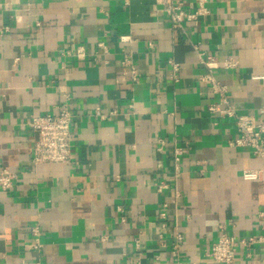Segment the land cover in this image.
Here are the masks:
<instances>
[{
    "label": "crops",
    "instance_id": "obj_1",
    "mask_svg": "<svg viewBox=\"0 0 264 264\" xmlns=\"http://www.w3.org/2000/svg\"><path fill=\"white\" fill-rule=\"evenodd\" d=\"M205 6L174 28L155 0H0V171L15 175L0 187V264H215L222 229L257 239L234 264H264V162L228 144L238 132L209 110L223 104L199 59L217 60L212 74L238 114L264 121V0ZM227 58L236 66L222 67ZM63 103L70 160L35 164L30 120ZM246 169L261 179H243ZM33 226L38 250L24 244Z\"/></svg>",
    "mask_w": 264,
    "mask_h": 264
},
{
    "label": "built area",
    "instance_id": "obj_2",
    "mask_svg": "<svg viewBox=\"0 0 264 264\" xmlns=\"http://www.w3.org/2000/svg\"><path fill=\"white\" fill-rule=\"evenodd\" d=\"M157 4L161 6V10L166 13L170 19L171 26L174 28H181L184 22H196L199 16L207 13L205 6L206 0H196L197 7L193 12L186 11L179 4L174 3L173 0H155ZM129 36H121L120 41H129ZM78 51V55H81ZM199 59L207 69V73L202 75L200 79L206 81L211 85L213 92L218 93L221 96V103L223 107H217L216 105L209 106L210 111L217 110L220 115L227 116L233 119L235 128L238 135L230 140L228 144L233 147H245L251 150L252 154L258 156L264 162V121L257 119L253 115L238 114L235 111L234 106L228 101L224 92L225 89L221 86L212 74V70L218 67L217 60L210 56H204L199 53ZM169 62V60H168ZM172 64L173 73L171 78L173 81H178V66ZM127 68L125 73L132 81H137L141 73L139 69L126 60ZM220 65L224 68H233L236 66V61L232 58L224 59L220 62ZM114 111L103 114L99 108L95 109L94 115L99 118H104L113 114ZM71 120L72 114L67 107L66 103L57 106L55 111L50 113L34 116L30 120V126L38 132V138L34 141L32 147V160L35 164L38 163H68L71 156ZM180 154L181 149L175 148L173 161L175 165V174L180 172ZM261 170L246 169L242 171V177L245 180H259L261 179ZM15 175L3 169L0 171V187L6 191L12 187L13 179ZM163 185H158V190ZM161 216L164 218V214ZM162 227L166 226V223L161 224ZM31 238L24 244L27 249L38 250L41 247L40 231L37 226L31 228ZM173 250L172 255L176 256V249L178 243L181 241L182 236L180 233L175 232L173 234ZM254 237L236 239L233 236L227 234L222 229L217 239L211 244L208 250L209 258L215 264H234L235 252L238 246L244 247L245 255L250 254L252 244L256 241Z\"/></svg>",
    "mask_w": 264,
    "mask_h": 264
}]
</instances>
